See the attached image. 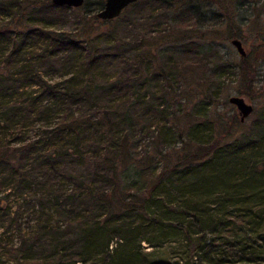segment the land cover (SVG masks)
I'll list each match as a JSON object with an SVG mask.
<instances>
[{
	"label": "trees",
	"instance_id": "16d2710c",
	"mask_svg": "<svg viewBox=\"0 0 264 264\" xmlns=\"http://www.w3.org/2000/svg\"><path fill=\"white\" fill-rule=\"evenodd\" d=\"M103 2L0 0V191L19 198L12 210L0 200L9 239L0 237V264H264V109L227 140L205 141L190 126L171 141L162 128L158 170L130 147L136 128L165 124L181 95L175 83L205 63L186 48L155 58L147 46L163 10L197 18L208 2L231 24L239 6L263 13L264 0H146L147 13L122 35L82 14L74 29L57 27L67 8ZM245 63L243 55L236 68L244 86ZM135 163L140 175L127 185ZM173 233L187 246L181 260L140 248Z\"/></svg>",
	"mask_w": 264,
	"mask_h": 264
},
{
	"label": "rangeland",
	"instance_id": "374dc122",
	"mask_svg": "<svg viewBox=\"0 0 264 264\" xmlns=\"http://www.w3.org/2000/svg\"><path fill=\"white\" fill-rule=\"evenodd\" d=\"M204 4L201 6V15L197 18H193L190 13L179 8L163 10L159 16L163 20L159 24L160 30L155 31L154 37H151L147 46L155 58L170 56L174 59L185 55V53L188 54L187 50H189L190 56H204L205 59L204 64L197 66L198 72L180 78L175 83L178 93L181 95L177 96L175 101L169 102V107L175 111L165 118V124L151 126L149 129L146 127L135 129L136 135L132 138L131 149L136 150V155L144 154L143 159L146 156L148 160L153 161L157 170L161 164L157 159L153 160V156L158 146L164 144L157 137L162 128L164 132L168 131V139L172 138L171 141L180 139L181 135L188 132L190 126H195L198 137L205 141L215 137H223L221 140H227L246 127L255 118L256 113L264 109V12L249 15L248 9L244 8L245 5L239 6V14L237 13L235 21L228 24L226 21L220 22L222 15L219 14L214 4L210 5L208 2ZM148 7L146 0L145 2L142 0L137 4L130 5L118 17L110 21L93 18L92 15L99 8H92L88 12L86 8L82 7L75 10L67 8L63 12L64 20L59 21L56 25L72 30L77 26V18L82 14L81 16L88 17L93 22L98 31L111 29L114 30V35H122L128 30L126 22L136 19L137 16H143L147 13ZM240 16L243 18L242 21L239 20ZM233 31L240 35L231 36ZM183 37L186 39L182 40ZM232 37H238L245 49V65H248L246 88L236 73V68L243 55L231 43ZM190 40L193 43H190ZM185 43H187L186 46ZM52 74V77L49 74L47 76L55 80L57 75L56 73ZM232 94L242 95L253 105V110L242 120L240 125H238L240 120L238 110L228 100ZM131 166L128 169L129 172L124 173L127 185L130 180L136 179L140 175L137 164ZM9 191L11 190L0 191V200H4V205L8 203L12 210L19 198H16L13 193L6 196V192ZM26 217L21 219V225L23 226L22 230L28 232L30 227H27L23 222ZM31 224H33V219L29 220L28 225ZM153 234H158V231ZM0 235L2 243L9 241L8 234L3 233L1 227ZM206 235L211 236L208 232ZM17 236L14 230L12 242L17 241ZM160 239L155 236L152 243L143 240L140 243V248L144 250L153 248L164 259L172 261L181 260L187 255V246L181 239L180 233H173L162 241ZM117 240L119 239L113 238L112 246L118 245ZM235 252L236 256L241 253L239 250ZM75 264L90 263L76 261Z\"/></svg>",
	"mask_w": 264,
	"mask_h": 264
},
{
	"label": "water",
	"instance_id": "95a60500",
	"mask_svg": "<svg viewBox=\"0 0 264 264\" xmlns=\"http://www.w3.org/2000/svg\"><path fill=\"white\" fill-rule=\"evenodd\" d=\"M58 5L79 6L84 0H51ZM135 0H104L103 5L97 10L96 15L103 19H110L118 16L121 11ZM231 43L236 47L237 51L241 54H245V49L241 40L238 37H232ZM228 100L233 103L240 115V120H244L253 110L251 102L247 101L242 95L232 94L228 97Z\"/></svg>",
	"mask_w": 264,
	"mask_h": 264
}]
</instances>
